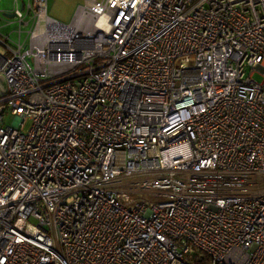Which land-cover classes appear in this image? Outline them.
<instances>
[{"label":"built area","instance_id":"2783aa9c","mask_svg":"<svg viewBox=\"0 0 264 264\" xmlns=\"http://www.w3.org/2000/svg\"><path fill=\"white\" fill-rule=\"evenodd\" d=\"M53 1L0 32V264H264V0Z\"/></svg>","mask_w":264,"mask_h":264},{"label":"rangeland","instance_id":"374dc122","mask_svg":"<svg viewBox=\"0 0 264 264\" xmlns=\"http://www.w3.org/2000/svg\"><path fill=\"white\" fill-rule=\"evenodd\" d=\"M85 1L87 0H54L50 5L49 14L59 22L69 23L76 8L79 5H83ZM21 2L22 0H18L19 6H21ZM13 4V0H0V32L9 34L12 39H16L17 33L13 30L17 29V24L14 23V17L8 14ZM22 30H26V28L23 27ZM21 37H24V32ZM253 78L256 81H261L262 75L259 72H255ZM12 120V117L5 116L4 124H10L13 122ZM227 180L230 181L229 184H231L232 190L246 193L254 192L255 190L250 185L257 183V180L251 176L230 175Z\"/></svg>","mask_w":264,"mask_h":264},{"label":"bare ground","instance_id":"6f19581e","mask_svg":"<svg viewBox=\"0 0 264 264\" xmlns=\"http://www.w3.org/2000/svg\"><path fill=\"white\" fill-rule=\"evenodd\" d=\"M169 150H171V149H169ZM173 150V149H172Z\"/></svg>","mask_w":264,"mask_h":264}]
</instances>
